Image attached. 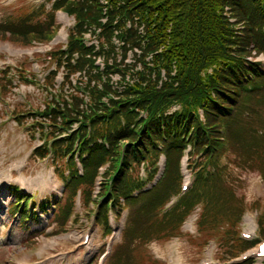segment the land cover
<instances>
[{
  "label": "trees",
  "instance_id": "16d2710c",
  "mask_svg": "<svg viewBox=\"0 0 264 264\" xmlns=\"http://www.w3.org/2000/svg\"><path fill=\"white\" fill-rule=\"evenodd\" d=\"M118 1L124 2L120 10L140 16L146 25L148 45L143 50V76L127 90L122 104L118 105L120 110L108 111V115L97 111L84 115L95 128V135L81 143L85 150L94 144L84 159L88 161L85 176L91 182L101 166L112 162L115 168L116 163L121 162L122 150L124 156L126 152L123 169L115 177L114 185H106V197L97 207L101 206L102 221L107 226L109 212L112 208H120L122 200L125 206L134 208L125 227L129 243L136 238L151 239L152 225H157L160 233L169 225L171 230L176 227L178 233L180 224L200 205L205 224L232 211L234 194L225 188L226 183H221L222 178L218 176L224 170L220 160L229 151L236 153L238 158L253 155L235 140L259 153L262 151L260 142L264 141V121L258 130L250 123L253 115L260 118L264 114V73L260 63L249 60L254 57V52L257 56L264 54V0H111V14L118 11ZM55 8L77 14L79 31L85 22L97 23L101 12L95 0H61ZM43 15L44 9L34 10L17 21V28L16 25H1L0 31L10 32L24 46L34 39L50 38L53 16ZM241 25L243 30L239 29ZM109 29L110 26L107 31ZM75 47H79L78 44ZM160 50L150 66L145 61L147 54ZM174 67L176 76L171 75ZM162 69L166 70L168 78L159 87ZM209 69L213 72L204 74ZM248 78L254 81L251 83ZM249 83L251 86L247 88ZM241 95L243 101L239 103ZM176 104L181 105L182 113L165 118L166 111ZM200 111L205 115V122L199 119ZM141 113L147 115L146 119L140 117ZM107 122L111 150H105L96 141L102 136L97 128ZM85 127L84 122L81 130ZM188 145L193 148V160L195 155L203 158L201 164L193 165L195 183L174 209L162 215L165 203L179 191L178 164ZM57 152L63 155L61 149ZM162 153L166 156V164L158 185L134 197L135 192L158 174ZM54 163L58 164L56 157ZM142 164L147 172L145 179L141 177ZM66 167L70 170L66 183L69 195L66 202L58 206L57 222L61 226L66 225L74 214L79 190L91 201V190H83L86 181L76 175L72 158ZM172 174H175L174 183L170 181ZM245 208L239 204L232 220L240 221ZM23 213L27 211L23 210ZM172 216L174 218L168 220ZM173 236L172 231L167 235L168 238ZM123 250L126 255V246ZM139 258L145 264H160L147 252L134 256L136 264H143ZM126 260L122 261L126 263Z\"/></svg>",
  "mask_w": 264,
  "mask_h": 264
},
{
  "label": "rangeland",
  "instance_id": "374dc122",
  "mask_svg": "<svg viewBox=\"0 0 264 264\" xmlns=\"http://www.w3.org/2000/svg\"><path fill=\"white\" fill-rule=\"evenodd\" d=\"M33 9L34 5L30 0H17L10 4L7 0H0V26L16 25L17 28V21L22 20ZM18 40L19 42L10 33L0 31V149L3 145L7 149H2L0 152V163L4 162L8 166L20 155L21 158L27 159V167L24 168L23 174L33 181L24 185L25 191L33 196L35 204L48 201L49 203L53 202L54 205L58 199H61L65 179L69 174L68 170L64 169L65 158L56 157L58 164H54L55 156L46 160H38L34 153L35 149L43 144V140L52 137L53 130H51L50 122L45 121L44 118L37 120L36 117L34 122L31 117H25L19 121L15 118L17 113L25 115L35 113L38 109L43 108L44 103H48L50 94H47L46 90L48 89L44 88V81L41 77L43 71L48 69H43V65H46L47 62L40 63L43 71L38 72L34 69V62L30 55L25 53L24 56H20L18 52L12 54L6 51V46L16 51L26 50L20 47L21 40ZM262 60L264 63V57ZM24 79L35 83H26ZM248 79L251 83L254 81L252 78ZM251 83L247 88L251 86ZM14 84H18L17 89H14ZM58 87L59 84L56 87L58 93H53L56 98L61 91V88L58 89ZM242 97L243 95H241L239 103L243 101ZM15 108L17 109L15 110ZM13 109L14 113L12 114ZM16 111L17 113H15ZM254 116L256 115L252 116L250 123L255 130H258L263 124L264 114L260 118ZM38 122L44 127L33 129L39 124ZM235 141L236 144L243 147V150L251 151L253 155H247L244 159L241 156L238 158L236 153L229 151L221 158L224 169L221 173V183H226L225 188L234 194L233 204L230 207L232 211L208 224L200 219L198 223L200 233L197 229L195 235L184 234L181 231L177 233L176 227L171 230L170 225L160 233L157 225H152L149 232L152 236L151 239L136 238L127 243L125 227L129 222V214L134 208L125 206V201L122 200L123 205L120 208L117 210L112 208L114 212L110 211L111 225L107 226L102 221L101 206L97 207L99 199L97 201L92 199L93 204L85 197L80 196L77 203L74 204L75 215L68 220L66 225L61 226L57 222L59 210L55 217L53 215L46 216L39 207L35 209V205L32 206L31 212L38 213L39 221H30L26 228L20 217L12 216L10 210V203L13 201L12 192H10L11 185H21L13 180L1 184L0 264H136L134 256L139 257L146 252L152 258L154 256L160 264H201L208 259L212 260L213 264L240 261V256L245 255L242 252L245 241L242 234L249 230V225L244 220L241 227L228 225L235 217V210L239 204L249 208L245 212H248L246 216L252 214L255 218L256 226L250 241L264 240V181L260 177L262 176L264 179V141L260 142L259 148L262 149L260 153L256 149L246 148L238 140ZM234 146H232L233 150ZM126 159L127 156L124 157V160ZM82 163L84 168L88 165V161ZM57 166L59 167L57 168ZM54 168L57 170L55 171ZM112 174V171L108 173L106 180L110 179ZM13 176L16 180L19 177V172L14 170ZM188 176H190V188L192 179L190 171ZM223 176L227 181L223 179ZM81 179L86 181L83 190H93L95 198L96 188L100 190L103 181L99 179L97 186L91 180L86 179V176ZM170 181L175 182V174L171 175ZM63 201L66 202V200ZM42 206H46V203L40 205V208ZM52 207L48 206L47 211L51 213L52 209L50 208ZM199 214H203L202 206ZM173 218L174 216L169 217L168 220ZM170 231L179 237V241L175 245L174 239L162 243L169 240L167 235ZM114 233L115 235L112 236ZM237 236L242 238L241 241ZM83 237H88L86 241L90 240L92 243L88 245L89 243L77 242L78 238ZM88 246L91 250L87 249ZM125 246L126 255L123 250ZM256 248L248 251L247 254L255 251ZM108 250L110 251L109 255H107ZM119 257L122 260H126L127 257L126 263L122 260L118 261ZM247 261V264H261L264 260H258L252 256ZM143 264H145L144 261Z\"/></svg>",
  "mask_w": 264,
  "mask_h": 264
},
{
  "label": "bare ground",
  "instance_id": "6f19581e",
  "mask_svg": "<svg viewBox=\"0 0 264 264\" xmlns=\"http://www.w3.org/2000/svg\"><path fill=\"white\" fill-rule=\"evenodd\" d=\"M5 49H6V51L14 54V51L12 49H10L9 46H6ZM2 149L7 150L4 145L1 147L0 152L2 151ZM26 166H27V159L21 158V155L18 156L16 160H13L11 162V164H9L8 166H6V164L4 162H1L0 163V184H3V183H6V182L13 180V178H14L13 171L14 170L19 172V177L16 178V180H15L16 182H19L22 185H26V184L31 183L33 180L26 178L22 173L23 172L22 169ZM245 221L249 225V230L247 232L252 233L253 228L256 225L255 218L253 216L249 215L246 217ZM84 239H85L84 237L78 238L77 242L83 243ZM91 243H92V241H90L88 245H90ZM87 249L91 250L90 246H88ZM258 252H259V250H258Z\"/></svg>",
  "mask_w": 264,
  "mask_h": 264
}]
</instances>
